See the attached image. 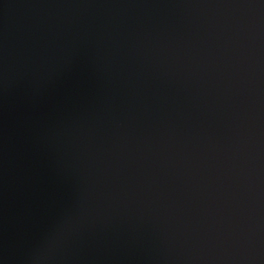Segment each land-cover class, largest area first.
<instances>
[{
  "label": "water",
  "instance_id": "obj_1",
  "mask_svg": "<svg viewBox=\"0 0 264 264\" xmlns=\"http://www.w3.org/2000/svg\"><path fill=\"white\" fill-rule=\"evenodd\" d=\"M0 264H264V0H0Z\"/></svg>",
  "mask_w": 264,
  "mask_h": 264
}]
</instances>
